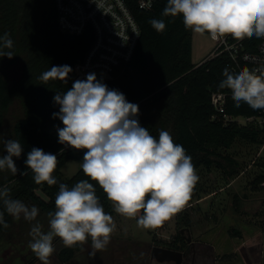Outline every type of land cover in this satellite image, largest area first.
I'll return each mask as SVG.
<instances>
[{
	"label": "clouds",
	"instance_id": "9594fccd",
	"mask_svg": "<svg viewBox=\"0 0 264 264\" xmlns=\"http://www.w3.org/2000/svg\"><path fill=\"white\" fill-rule=\"evenodd\" d=\"M162 15L182 16L185 27L214 39L226 33L264 38V0H167ZM150 24L157 32L166 27L163 19L153 18ZM13 45L10 33L0 34V57L11 59ZM70 72L69 65L52 66L41 78L66 82ZM221 72L217 86L226 85L237 106L243 102L253 110H264V65L250 69L225 64ZM53 102L59 111L52 116L63 125L56 129L58 143L83 150L81 169L89 179L72 187L59 184L55 211L48 213L47 231L37 219V206L12 198L10 187L0 185V226L8 227L5 212L29 222V247L41 264H52L56 238L65 247L83 244L90 238L96 251L109 244L116 224L90 181L99 185L116 213L135 218L143 228H154L181 210L198 171L192 157L183 145L174 142L169 131L160 130L156 137L141 126L136 103L129 102L119 90L110 89L95 73L74 81L66 92H57ZM0 143L5 153L0 155V172L25 175L14 159L24 151L21 142L0 136ZM24 163L33 172L36 184H57L53 175L57 154L33 147Z\"/></svg>",
	"mask_w": 264,
	"mask_h": 264
},
{
	"label": "trees",
	"instance_id": "16d2710c",
	"mask_svg": "<svg viewBox=\"0 0 264 264\" xmlns=\"http://www.w3.org/2000/svg\"><path fill=\"white\" fill-rule=\"evenodd\" d=\"M166 3L167 0H162L150 10H141L130 0L140 27L139 41L132 59L117 68L111 78L102 79L103 82L139 106L137 118L150 134L158 137L160 130H169L174 142L183 145L192 157L195 168L209 166L217 157L228 160L223 152L236 141L264 147V124L235 120L224 123L221 117L214 118L210 102L213 91L227 94L225 111L231 117L257 116L260 110H253L243 102L237 106L229 88L217 86L222 75L221 66H230L226 53L199 65L191 61V29L185 27L182 16L162 15ZM153 18L165 21L163 32L151 26ZM4 32L10 33L14 41L11 49L14 56L11 59L0 57V136L21 142L24 151L14 159L17 168L26 174L12 175L7 170L2 171L0 185L10 183L12 198L35 205L48 214L55 211L60 183L72 187L80 180L89 179L81 167L71 177L63 176L62 168L69 161L83 163V150L58 143L56 129L63 125L52 114L59 111L53 96L71 88L73 66L83 58L91 39L86 35L74 41L62 39L53 0H0V34ZM232 39H243L247 49L258 42L255 36H232ZM60 65L72 68L66 82L41 78L50 67ZM33 147L58 155L53 173L56 185L34 182L33 172L24 163ZM3 154L0 143V155ZM256 164L260 172L255 184H263L264 188V156ZM232 171L231 168L228 174L233 175ZM90 182L94 183L105 212L112 215L111 201L98 184ZM0 210H3L2 204ZM235 234L239 235L237 231ZM79 248L80 244L65 247L57 253V258L66 262Z\"/></svg>",
	"mask_w": 264,
	"mask_h": 264
},
{
	"label": "rangeland",
	"instance_id": "374dc122",
	"mask_svg": "<svg viewBox=\"0 0 264 264\" xmlns=\"http://www.w3.org/2000/svg\"><path fill=\"white\" fill-rule=\"evenodd\" d=\"M215 48V42L207 33L201 35L191 30L194 64L206 60ZM13 111L12 108L10 112ZM223 154L228 160L217 157L209 166L196 168L198 177L190 196L181 210L162 224L143 228L137 225L135 218L114 211L116 230L105 249H92L89 238L68 261L62 262L57 253L65 246L56 238L53 241L56 251L50 257L52 264H173L151 260L149 247L169 241L178 245L186 237L195 247L211 253L209 264H264V188L263 184H255L260 172L256 163L264 156V147L236 141ZM80 167L78 162L69 161L62 168V174L69 178ZM231 168L233 175L228 174ZM6 185L13 189L10 183ZM111 205L113 207L112 202ZM38 209L37 219L47 231L48 214ZM4 220L8 227L0 226V264H41L29 247L31 224L9 214Z\"/></svg>",
	"mask_w": 264,
	"mask_h": 264
},
{
	"label": "built area",
	"instance_id": "2783aa9c",
	"mask_svg": "<svg viewBox=\"0 0 264 264\" xmlns=\"http://www.w3.org/2000/svg\"><path fill=\"white\" fill-rule=\"evenodd\" d=\"M53 1L60 33L71 34L75 39L85 35L87 39H91L83 58L73 66L71 86L74 81L85 79L88 73H103L109 79L117 68L132 59L139 41L140 27L131 9L130 0ZM131 1L141 10H150L162 0ZM209 36L215 42L216 48L206 60L226 53L230 59V67L233 68L247 66L251 69L264 65V38H259L252 49H247L243 39H232L231 33H226L219 39ZM226 97L227 94L223 92H211L210 102L215 112L214 118L221 117L224 123L235 120L239 123L264 124V110H260L257 116H229L225 111Z\"/></svg>",
	"mask_w": 264,
	"mask_h": 264
},
{
	"label": "flooded vegetation",
	"instance_id": "af4514ba",
	"mask_svg": "<svg viewBox=\"0 0 264 264\" xmlns=\"http://www.w3.org/2000/svg\"><path fill=\"white\" fill-rule=\"evenodd\" d=\"M183 232L180 230V234L182 235ZM184 238V236L182 235ZM189 237L184 238L181 243L178 245L175 244L173 241L166 242L164 245H157L153 244L149 251V257L151 260H155L159 263H173V264H209V260L211 261V253L207 252L204 249L199 247H195L192 241L188 240ZM154 247L163 248L167 250H172L174 252L180 253V255L176 256L174 260L171 261H158L156 259L151 258L152 249Z\"/></svg>",
	"mask_w": 264,
	"mask_h": 264
},
{
	"label": "water",
	"instance_id": "95a60500",
	"mask_svg": "<svg viewBox=\"0 0 264 264\" xmlns=\"http://www.w3.org/2000/svg\"><path fill=\"white\" fill-rule=\"evenodd\" d=\"M62 39L66 40V41H74L75 37L71 34L64 33V34H62ZM96 77L98 79H107V76L103 73H97ZM181 232H183V230H181ZM188 240L190 241V238H188ZM178 255H180V253H178V252H174L172 250H167V249H163V248L154 247L152 249L151 258L163 262V261L174 260L176 258V256H178Z\"/></svg>",
	"mask_w": 264,
	"mask_h": 264
}]
</instances>
